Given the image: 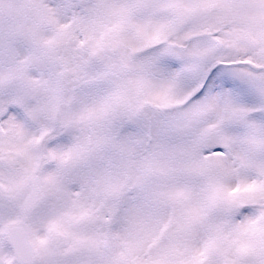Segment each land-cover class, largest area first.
Listing matches in <instances>:
<instances>
[{
	"label": "snow or ice",
	"instance_id": "obj_1",
	"mask_svg": "<svg viewBox=\"0 0 264 264\" xmlns=\"http://www.w3.org/2000/svg\"><path fill=\"white\" fill-rule=\"evenodd\" d=\"M0 264H264V0H0Z\"/></svg>",
	"mask_w": 264,
	"mask_h": 264
}]
</instances>
